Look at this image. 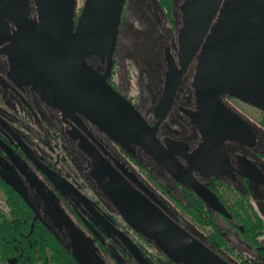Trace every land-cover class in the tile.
I'll return each mask as SVG.
<instances>
[{
  "label": "water",
  "instance_id": "95a60500",
  "mask_svg": "<svg viewBox=\"0 0 264 264\" xmlns=\"http://www.w3.org/2000/svg\"><path fill=\"white\" fill-rule=\"evenodd\" d=\"M13 1L0 0V5L12 12L17 27L24 30L23 48L16 53V62L8 74L10 79L24 78L25 84H35L36 92L48 102L60 105L65 114L70 108L76 110L114 140L136 144L177 184L190 189L210 209L228 215L216 195L199 183L193 173H200L203 178L227 176L224 143L252 141L238 120L221 105L220 97L234 96L264 111V0H231L223 8V0H183L180 13L184 24L178 49L174 47L180 69L173 77L165 79L163 93L155 108L157 122L152 127L105 81L112 67L125 0H85L75 31L76 0H34L45 29L28 18L29 0ZM219 11V22L210 31ZM23 13L25 15L21 16ZM4 22L0 17V26ZM204 39L202 68L194 79L196 103L204 116L189 114L202 142L188 156L183 142L170 141L165 149L157 139L156 131L169 113L178 84ZM90 56L106 59L102 76L84 63L83 59ZM15 83L18 85L17 81ZM17 141L32 158L27 147ZM84 152L93 159L96 182L109 201L135 231L153 240L173 261L226 264L133 188L108 163H101L87 149ZM177 157L186 159L187 167ZM32 159L44 175L57 181L87 206V199L69 183ZM236 172L248 180L264 181L257 168L243 158H238ZM0 178L29 203L16 174L0 171ZM27 178L34 187L32 180ZM42 196L57 211L73 254L79 261L75 252L83 244L77 232L50 194L43 191ZM97 218L107 233L123 242L138 264H148L127 237L107 221L104 223Z\"/></svg>",
  "mask_w": 264,
  "mask_h": 264
},
{
  "label": "flooded vegetation",
  "instance_id": "af4514ba",
  "mask_svg": "<svg viewBox=\"0 0 264 264\" xmlns=\"http://www.w3.org/2000/svg\"><path fill=\"white\" fill-rule=\"evenodd\" d=\"M6 1L14 2L13 0ZM230 1L223 0L221 8ZM125 2L112 56V67L105 81L114 91L125 98L145 122L152 127L157 122L155 108L163 93L165 79L166 77H173L176 71L180 69L175 48L178 49V38L184 23L182 20V25L176 28L170 25L165 13L160 10L159 0H155V6L151 9V18H158L160 27L164 30L165 38L162 41L161 89L154 90V96H156L152 103H143L138 91L124 90L121 87V79L117 69H115V66L118 65L119 34L123 21L128 17V10L124 9L126 7ZM219 13L220 11L217 13L210 31L219 22ZM77 16L74 14V31L79 23L80 15ZM0 17L6 24L0 26V79L2 81L0 82V171L17 175L29 201L27 203L0 178L17 196V199H14L20 204L22 203L26 216L24 224L27 225V231L16 228L10 233L11 256L3 255L0 242V264H54L49 262L47 249L44 248V253L40 250L42 249L41 246H32L31 236L35 227L53 234L60 242L59 248L64 251L66 256L72 258V264H138L123 242L105 231L97 216L105 221L104 223L107 221L127 237L148 264H183L179 261H173L153 240L135 231L123 218L96 182L97 173L94 170L93 159L84 152V149L93 153L101 163H108L133 188L142 193L167 217L215 253L226 264H264V215H261L250 198L251 187H264V181L248 180L236 172L238 158H243L257 168L264 177V170L258 163V157L264 160V152L260 151V143L257 139L260 132L257 133L250 124V120H252L250 116L247 114L249 121L242 119L227 103L233 98L242 101L241 99L223 95L220 97V103L238 120L241 128L247 132V137L251 138L252 141L246 140L243 143L227 141L224 143L227 154L225 165L228 168L227 176L203 178L200 173H193L194 178L212 192L213 189L218 188L220 193L224 194L223 200H220L213 192L223 204L228 215L215 212L208 207L213 212L214 225L217 226L218 231L217 235H213L211 234L213 231L208 227L201 229L193 227L189 216L179 212L171 196L180 199V191L178 190L184 186L177 184L140 147L126 140L120 142L114 140L76 110L70 108V112L65 114L60 105L48 102L36 92L35 84H25L24 78L16 76L15 81L18 82L16 85L15 81L8 77L13 64L16 62L17 51L19 48H23L24 30L17 27L12 12L9 9H4L1 5ZM28 18L45 29V24L34 0H29ZM205 41L206 39H204L181 78L172 107L156 131V137L165 149H168L167 144L170 141L183 142L188 156L193 154L202 142V136L192 123L189 114H195L200 118L204 116L196 103L197 94L194 91V79L202 68L201 57ZM83 61L98 75H103L106 59L102 60L90 56L84 58ZM115 71L116 73H113ZM242 102L264 116V111L261 109ZM167 120L169 122L166 123ZM258 124L261 125V130H264V122ZM17 140H20L27 147L30 155L33 156L32 158L36 159L52 175H59L83 195L87 199V203L85 202L87 206L79 202L77 197L69 193L57 181L44 175L37 168V163L22 150ZM231 145L234 147L231 148ZM177 159L187 167L186 159L181 157H177ZM159 173H162L167 181L160 178ZM27 176L32 180L34 187H32ZM219 182H224L231 191L223 186L218 187L216 184ZM43 191L50 194L57 207L77 232L83 247L82 245L79 246L75 253L82 263L73 254L65 227L61 223L57 211L51 202L43 199ZM240 194L246 195L248 209L254 210V213L232 215L228 212L227 208L235 204ZM0 200V213L6 212L5 197L2 196ZM259 200L264 201V196L260 197ZM218 216L222 220L219 221ZM234 216L251 220L248 222L249 229L234 223ZM255 219L261 222L257 221L256 223ZM256 224L259 229L255 227Z\"/></svg>",
  "mask_w": 264,
  "mask_h": 264
},
{
  "label": "rangeland",
  "instance_id": "374dc122",
  "mask_svg": "<svg viewBox=\"0 0 264 264\" xmlns=\"http://www.w3.org/2000/svg\"><path fill=\"white\" fill-rule=\"evenodd\" d=\"M125 1L126 7L124 9L128 10V17L125 18L121 26L118 40V65L115 66V69H117V73L121 79L120 85L124 90L138 91V95H140L143 103H152L156 96H154V90L161 89L160 74L163 64L162 41L165 39L163 35L164 30L160 27L157 17L151 18V9L155 6V0ZM182 3L183 0H174L176 7L174 28L182 25V15L180 13ZM83 4L84 0H76V16L79 14L81 8L83 11ZM81 14L82 12L79 15L81 16ZM113 73H116V71ZM227 103L242 119L249 121L247 116H250L252 119L250 120V124H252L257 133L260 132L257 139L260 143V151L264 152V130H261V125L258 124L264 122L262 121L264 116L235 98L230 99V102ZM167 122L169 121L167 120ZM230 147L232 148L234 145ZM240 148L246 149L244 147ZM258 160L261 169L264 170V160L259 157ZM159 175L160 178L167 181L162 173H159ZM251 190L250 198L252 202L261 215H264V201L259 200L260 197L264 196V187L254 186L251 187ZM1 197L2 194H0ZM217 218L219 221L222 220L219 216Z\"/></svg>",
  "mask_w": 264,
  "mask_h": 264
},
{
  "label": "trees",
  "instance_id": "16d2710c",
  "mask_svg": "<svg viewBox=\"0 0 264 264\" xmlns=\"http://www.w3.org/2000/svg\"><path fill=\"white\" fill-rule=\"evenodd\" d=\"M160 10L165 13L166 18L170 25H174L175 23V15H176V7L174 4V0H159ZM82 12V8L79 11V14ZM218 187L223 186L225 189L230 190V187L226 185L224 182H219L216 184ZM215 185V186H216ZM180 199H177L176 196H171V199L175 203V207L179 210L183 215H188L191 220L192 226L197 229H201L203 227H208L211 231V234L217 235V226L214 225L213 220V212L208 208V206L198 198L190 189L185 187H180ZM0 192L3 197H5L6 201V212L0 213V242L1 249L4 256H11L12 251L10 252L9 241L11 240V232L14 229H25L27 231V225L24 224L25 212L22 207V203L15 200L17 196L13 193L11 188H9L5 183L0 180ZM213 192L217 195L220 200H223L224 194L220 193L218 188L213 189ZM17 199V198H16ZM224 202V201H223ZM248 199L246 195L240 194L237 198L235 204H232L229 208H227L228 212L232 215L240 214V213H254V210L248 209ZM234 223H238L244 226V228L249 229V223L251 220H247V218H239L233 217ZM258 219H255L257 223ZM260 221V220H259ZM258 221V222H259ZM261 222V221H260ZM27 224V223H26ZM25 225V228H24ZM257 229L259 226L255 225ZM18 235L17 233L15 234ZM31 244L32 246H41V251H44V248L47 249V253L49 254V262L54 264H72V258L66 256L63 250L59 248V240L56 237L49 233L47 230L39 229L37 227L34 228L33 234L31 236ZM61 255H63L61 257Z\"/></svg>",
  "mask_w": 264,
  "mask_h": 264
}]
</instances>
